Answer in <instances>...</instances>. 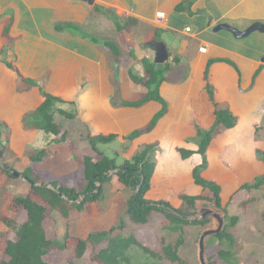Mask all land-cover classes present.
Segmentation results:
<instances>
[{
    "label": "crops",
    "instance_id": "1",
    "mask_svg": "<svg viewBox=\"0 0 264 264\" xmlns=\"http://www.w3.org/2000/svg\"><path fill=\"white\" fill-rule=\"evenodd\" d=\"M193 1L188 13L176 10L183 0H93V4L83 0H0V124L2 145L7 147L9 159H14L10 166L15 169L25 162L22 172L31 167V153L25 152L24 145L43 133L25 125L26 118L36 114L45 102L37 87L23 83L25 79L54 97L76 104L77 119L64 124L70 131L68 145L72 148L78 149V142L87 135H113L115 140L100 145L119 159L131 161L139 149L159 142L152 191L170 200L175 208L180 206L181 194L209 196L210 192L197 187L192 178L201 157L183 161L177 149L198 151L196 127L207 129L214 122L204 76L208 63L220 60L210 67L211 83L217 101L229 107L239 124L212 142L204 176L221 185L223 203L244 181L256 178L255 164L238 171L236 181L227 163L237 168L242 162L257 160L253 153L254 145L259 144L256 131L264 125V34L239 39L226 31L214 32V28L226 23L244 31L253 24H264V0ZM114 17L122 23L129 19L135 22L130 31H118ZM106 21L114 23V39L94 37L98 43L55 28L74 24L95 33L98 26L101 31L106 28ZM166 37L171 39L170 45ZM105 42L116 43L121 54L114 56L104 47ZM157 42H164L170 53V70L160 88L168 111L147 133L146 127L161 104L149 102L138 108L125 104L143 99L147 91L143 61L153 62L154 53L147 45ZM203 47L205 53L200 50ZM79 129L82 132L75 138L73 133ZM21 130L33 138H20ZM135 132L141 135L128 139ZM42 149L55 155L61 151L45 145L38 150ZM108 185L112 188L110 207L105 209L101 201L89 204L82 212L83 218L91 214L95 219L92 233L114 226L121 203L126 206L131 195L117 177Z\"/></svg>",
    "mask_w": 264,
    "mask_h": 264
},
{
    "label": "trees",
    "instance_id": "2",
    "mask_svg": "<svg viewBox=\"0 0 264 264\" xmlns=\"http://www.w3.org/2000/svg\"><path fill=\"white\" fill-rule=\"evenodd\" d=\"M193 2V0H183L176 10L191 13ZM113 20L118 31H130L129 29L135 22L129 19L122 23L118 17H114ZM55 28L58 32H72L82 35L81 28L74 24H58ZM82 36L98 43V39L94 37ZM104 47L110 50L114 56L121 54V49L116 43L105 42ZM215 62L222 61H210L204 76L206 82L204 91L209 97L214 110V122L207 129L200 126L196 127L195 141L199 146L198 151L177 149V153L183 161L190 160L196 155L201 157L200 163L193 169L192 178L194 184L204 191H209L212 198L181 194L178 197L181 206L175 208L170 200L158 197L162 195L152 191L158 165L157 156L161 151L159 142H152L139 149L131 161L120 162L118 157H109L99 149L100 144H108L115 140L116 136L87 135L85 139L91 144L93 153L85 156L82 160L85 181L82 189L58 181L46 182L40 177L36 178L32 166L20 173L23 178L31 183L28 187L29 192L38 196L43 204L28 196L16 197L14 203L25 211L26 221L18 224L13 219L0 218V221L11 229L16 236L15 241L10 240L7 242L4 252L5 260H2L0 264H54L48 260L50 254L68 249L70 236L65 221L73 218L77 219L89 204L103 201L105 186L111 183L114 177H117L121 185L131 192L126 203L125 215H119L116 224L108 231L91 233L85 240L78 239L74 260H82L89 245H91L95 250L91 261L98 264H187L180 252L186 243V230L190 226L206 227L209 224L208 221L191 220L196 215L197 203L209 200L225 213L227 221L225 229L214 236L220 243L218 255L215 256L213 252H207L209 263L243 264L244 247L235 233L241 218L239 215L231 214L228 206L234 202V198L240 193H246V199L237 205L240 210H247L255 202H263L264 175L256 177L252 182L239 185L226 206L223 204L221 186L204 176L209 168L208 151L212 142L219 135L234 129L239 124V118L232 113L229 107L217 101V91L210 78V67ZM9 67L13 68L11 65ZM143 67L147 74L145 80L147 91L140 102L125 105L138 108L149 102L161 104V110L146 127L145 131L151 133L168 111V105L161 96L160 88L165 82V75L170 70V65L158 66L150 60H144ZM22 81L27 86L37 87L45 99L43 106L37 113L26 118L25 125L52 135L53 140L57 143H71L70 131L66 130L64 124L77 119L76 104L65 102L46 93L31 80L23 79ZM58 117L63 118L62 122L57 121ZM3 135V126L0 124L1 159L7 149L5 145H2ZM140 135L141 132H135L128 139L134 140ZM262 138H264V125L256 131V139L260 140ZM257 154L264 164V150H259ZM46 155V150L42 149L32 154L29 159L32 164H35L42 161ZM1 168L5 174L14 178L15 169L13 167L3 162ZM154 195L156 197H153ZM54 212L58 213L66 224L65 236L62 240L57 236L50 238L48 234V220H55L53 218ZM157 214L163 216L160 222L164 228L175 237L177 236L172 242L165 238L162 239L159 252L144 245L138 238L139 229L153 227ZM262 220L264 222V212ZM70 264L76 263L71 261ZM256 264H259V262L256 261Z\"/></svg>",
    "mask_w": 264,
    "mask_h": 264
},
{
    "label": "rangeland",
    "instance_id": "3",
    "mask_svg": "<svg viewBox=\"0 0 264 264\" xmlns=\"http://www.w3.org/2000/svg\"><path fill=\"white\" fill-rule=\"evenodd\" d=\"M99 27L100 26L97 27L95 33L82 31V35L96 37L99 40L111 41L114 39L113 37L115 36L116 32L114 23L106 21V28H104L103 31H101ZM164 40L168 45L171 44L170 38L166 37L164 38ZM127 43L129 47L132 46L129 40L127 41ZM61 120V117L57 118V121ZM20 132V138H33V136L23 130H21ZM80 132H82V130H76V132L73 133V136L77 138V133ZM257 143L259 144L254 145L255 149L253 150L254 158H257V160L255 159V162H250V164L242 162L237 166V168H234L232 162L227 163V165L229 166V170L236 181H238V171L244 172V169L249 167L251 163L253 165H256L253 166L255 169L253 172L256 173L257 177L264 175V167H262L263 163L258 158L257 154L259 150H264V138L260 139ZM44 145L51 146L52 149L60 148L61 151H59L58 155H55L53 152H49L42 161L35 164L30 163L31 161L29 162V160L27 159V161L30 163L29 165L32 166L34 177H40L46 182L58 181L62 184L75 186L77 189H82L83 185L85 184L83 178L82 160L85 156L91 155L93 153V149L89 141H79L78 149H75L67 143H57L53 140L52 135L40 133L39 136L37 135L36 140H30L24 145L25 152L27 154L31 153L32 155ZM103 148V146H99V149L101 151H104L107 156L117 157L111 151L104 150ZM1 152L2 148H0V218H10L15 220L18 224H22L26 221L27 216L24 210L15 205L14 199L16 197L28 196L38 203L43 204V201L38 196L29 192L28 187L31 185V183H29L27 179L23 178L20 175L26 163L21 162V164L18 165V168H15L14 173L18 172L19 176H14V178H12L2 171L1 164L4 162L11 165L14 159H12V161L9 159L7 151H5L3 158L1 159ZM157 160H159V155L157 156ZM119 161L122 162L123 160L119 159ZM254 179L255 176L248 178L247 181L244 182L249 183ZM49 188L51 187L49 186ZM208 194L209 196L207 197L212 198V194ZM111 195L112 188L110 185H106L104 200L102 202V207H105V209L109 208L111 203L113 202ZM245 199L246 193H240L237 197L234 198V202L228 206L231 214L239 215L241 218L239 225L235 230V233L240 238V242L244 247L243 264H256V261H258L259 264H264V222L262 220V214L264 212V201L255 202L247 210L238 209L237 205ZM228 201L229 199L227 201H224V206L228 204ZM179 203L181 206V202ZM122 206L123 204L121 203L118 211L120 213L119 215L124 216L127 206H123V208ZM195 214V217L191 218V220L208 221L209 224L206 227H188L186 230V243L180 252L183 258L186 260L187 264H210L207 258V252H213L215 256L218 255L220 243L215 239L214 236L216 235V232H222L226 227L227 221L225 219V213L221 209H218L212 201L207 200L199 201L197 203ZM92 216L93 215L90 214L86 215L83 218L82 213H80L77 219L73 218L72 220L65 221V223L68 225V233L70 236L68 241V249L65 251H55L54 253L50 254V256L48 257V260L50 262L54 264H70L71 261H74L76 264H98L91 261L92 254L93 252H95L91 245H89L87 253L82 260H74L75 247L78 239H87L88 235H90L94 230L92 226L95 222V219L92 218ZM53 218L55 220H53L52 218V220H48L47 229L49 237L54 238L57 236L60 240H62L65 236L66 224L62 221L59 214L56 212L53 213ZM125 219L127 218L125 217ZM162 219L163 216L157 214L156 220L153 223V227L142 228L138 231L139 240L144 245L150 247L156 252H159L161 249L160 241L162 239L165 238L166 240L172 242L177 237L169 233L164 228V226L160 222ZM96 229H98V227ZM206 232H212V234L208 235L203 240V245L205 247L203 263L201 260V238L202 235ZM10 240H16L15 234L11 229L7 228V226H5L0 221V262L2 260H5L4 252L7 242Z\"/></svg>",
    "mask_w": 264,
    "mask_h": 264
},
{
    "label": "water",
    "instance_id": "4",
    "mask_svg": "<svg viewBox=\"0 0 264 264\" xmlns=\"http://www.w3.org/2000/svg\"><path fill=\"white\" fill-rule=\"evenodd\" d=\"M83 1H86L89 4H93V0H83ZM221 31L229 32L236 38L244 39V38H247L253 35L254 33L264 34V24H261V23L253 24L251 27H249L248 29L244 31H241L238 28L233 27L230 24H226V23L219 24L218 26L214 28V32H221ZM147 46L151 48L154 53L153 63L155 65L164 66L170 60V53L164 42L149 43ZM14 176L18 177L19 174L14 173ZM218 233L220 232H216V234ZM211 234L212 232H206L202 235V238H201V254H202L201 260L203 263H204V254H205V247L203 245V240L205 237Z\"/></svg>",
    "mask_w": 264,
    "mask_h": 264
},
{
    "label": "built area",
    "instance_id": "5",
    "mask_svg": "<svg viewBox=\"0 0 264 264\" xmlns=\"http://www.w3.org/2000/svg\"><path fill=\"white\" fill-rule=\"evenodd\" d=\"M188 31H189V30H188ZM200 50H201V52H203V53H205V52L207 51L206 48H204V47L201 48Z\"/></svg>",
    "mask_w": 264,
    "mask_h": 264
}]
</instances>
